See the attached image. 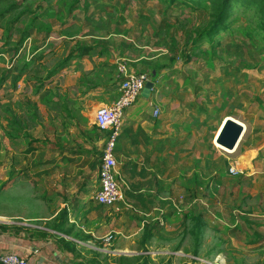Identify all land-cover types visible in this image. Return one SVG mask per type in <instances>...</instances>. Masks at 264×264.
<instances>
[{
  "label": "rangeland",
  "instance_id": "rangeland-1",
  "mask_svg": "<svg viewBox=\"0 0 264 264\" xmlns=\"http://www.w3.org/2000/svg\"><path fill=\"white\" fill-rule=\"evenodd\" d=\"M10 1L7 0V3ZM13 1L16 3V13L21 10L33 11L27 14V18L37 14L38 22L51 29L47 33L36 30V26L29 28L28 37L16 46L17 49L29 42H44L49 53H59L65 47L67 52L77 41L86 44L97 41L98 45L94 47H101L99 50L103 49L109 53L108 56L130 60L139 58L135 63L127 62L130 70L145 71L153 65H163L154 83V97L160 107L172 112L169 119L183 123L178 134L183 139L181 167L186 170L190 168L186 171L190 177L182 180L179 194L181 206L177 207L179 214L165 220V234L170 236V240L164 241L160 247L164 248L165 253L150 256L154 259L150 264H264V179H260L264 177L249 179L243 175L237 176L240 174L238 170L229 171V166L225 165L226 152L216 142L218 148L213 143L221 118L225 112L231 111L229 106L234 108L231 113L239 118L247 131L249 121L264 120V41L257 25L255 8H244L241 5L243 0L231 1L225 21L228 22L226 30H217L209 38L203 37L195 42V39L191 41L194 36L187 31L208 25L212 17L210 10L201 8V5L207 6L208 2H201L199 6L194 2L183 3L179 0H78L71 4L74 8L68 12L72 0ZM38 4L42 5L40 9L37 8ZM9 15L11 19L12 14ZM27 18L24 15L16 24L9 22L10 43L19 38L16 29L24 27ZM4 35L0 28V48L5 42ZM16 53L11 51L4 53L6 58L0 57V79L7 60ZM42 63L35 69L40 76L46 74ZM243 75L249 80H242ZM255 82L262 86L256 88ZM54 92L57 97L62 94L61 89ZM1 94L0 87V99ZM5 97L13 103L11 92ZM85 98L83 103L93 101L98 96L90 94ZM188 101L194 102L195 108L188 106ZM174 111L180 114L177 116ZM44 115V112H40V116ZM224 121L225 118L221 125ZM1 122L0 185L4 168H27L29 165L44 168L46 164L44 151L40 147L35 149V157L17 156V153H24L25 145L1 139ZM14 156H17L15 160ZM9 157L11 159L7 160ZM196 173H201L204 178L197 199L191 203L186 185H194ZM32 180L37 181L35 184L38 185L33 184ZM32 180H28L27 185L17 182V191L14 188L6 193L0 191V214L43 213L40 203L46 198L45 174L39 173ZM31 185H35L33 189L36 194H33L40 203L29 196ZM190 205L194 206L195 213L201 214L202 232L198 244L189 231L192 222L187 220L185 226L182 224L183 214ZM131 212L136 213L128 208L121 210L119 215H131ZM254 231H260L263 237L252 243L256 238ZM178 242V250L173 251Z\"/></svg>",
  "mask_w": 264,
  "mask_h": 264
},
{
  "label": "crops",
  "instance_id": "crops-1",
  "mask_svg": "<svg viewBox=\"0 0 264 264\" xmlns=\"http://www.w3.org/2000/svg\"><path fill=\"white\" fill-rule=\"evenodd\" d=\"M19 49L15 60L12 55L7 60L5 69L3 68L0 87L4 97L1 94L0 103L17 107L16 112L19 113L20 108L16 104L29 100L36 104L39 114L45 113L41 116L45 130L37 125L29 130V138L18 137L14 141L25 145L24 153H17V156L35 157V149L40 147L44 151L43 159L46 164L44 168L30 165L27 168H4L0 191L6 193L12 188L17 191V182L27 185L28 180L43 173L46 198L40 203L33 194H36L33 188L38 185L35 184L37 181L32 180L35 185H31L32 192L29 196L38 200L40 209H44L43 213L39 214V211L32 214H0V224L11 226L7 232L0 231V251L16 252L26 258L29 264H138L142 259L130 263L129 260H120L119 257L130 258L139 255H147V263L150 264L154 261L150 256L165 253L164 248H160L165 240L152 237L144 245L147 251H143L139 244L143 224L158 218L165 234V220L171 219L173 215L164 218L160 214L170 206H181L179 194L182 190V180H188V176L190 177L186 172L190 168L187 167L186 170L181 167L183 139L178 134L180 128H183V123L177 119H169L172 112H167L165 107L158 105L154 97V87L148 98L139 95L125 110L121 131L114 147L122 198L114 206H103L94 199V195L98 190L97 172L104 131L95 125L94 114L100 106L117 98L119 77L116 73V63L125 58L108 56L109 53L103 49L93 47L89 54L82 57L73 56L67 62L59 64L67 56L69 49L67 52L62 48L59 53H49L44 42H29ZM61 53H65V56H58ZM0 57L6 58L4 53H1ZM32 60L33 63L25 67L24 62ZM125 60L135 63L139 58ZM11 62L12 66H9ZM40 62H43L42 65L46 68V74L43 76L35 72ZM109 65L113 68L107 67ZM55 67L57 70L48 76V71ZM83 73L97 84L91 88L86 84L79 85L78 80ZM244 79L249 80V77L243 75L242 80ZM38 84L40 88L37 90ZM254 85H257L256 88L262 86L256 82ZM55 89H61L62 94L60 98L55 96L52 100L59 101V105L66 101L68 107L73 109L71 118L67 117L65 112L56 114L53 110L49 111L41 102L50 92L54 93ZM10 92L13 103L5 97L6 94L10 95ZM90 94L98 98L83 103L86 101L85 97ZM225 104L227 105V102ZM187 105L191 108L195 106L194 102L189 101ZM156 108L158 114L155 116L153 111ZM228 108L231 111L225 112L215 135H218L224 118L226 120L227 117H233L241 122L231 113L234 108ZM196 110L199 111V108ZM174 113L177 116L180 114L179 111ZM0 120L3 121L2 127H5L6 122L2 118ZM53 123L58 129L56 134L51 130ZM242 125L244 130L234 150H227L220 145L221 150L227 154L225 165L229 166V171H239L237 176L243 175L249 179L264 177V120L249 121L248 131L243 123ZM37 133L38 135H35ZM2 135L1 139L10 141L3 133ZM17 156H14V160ZM199 175L202 176L201 173L195 174L194 182ZM260 179L263 181L264 178ZM187 184L188 191L194 188V185ZM128 208L136 213L119 215L121 210ZM61 211H65L63 217L59 215ZM12 227L21 230L15 234ZM42 233L45 237L39 236ZM107 235H111L112 239L104 247L103 239ZM253 235L256 238L252 243L263 237L260 231H254ZM60 240L69 242V246L75 248V253L61 248L58 245Z\"/></svg>",
  "mask_w": 264,
  "mask_h": 264
},
{
  "label": "trees",
  "instance_id": "trees-1",
  "mask_svg": "<svg viewBox=\"0 0 264 264\" xmlns=\"http://www.w3.org/2000/svg\"><path fill=\"white\" fill-rule=\"evenodd\" d=\"M78 0H72L70 3V8L68 12L74 8V5ZM176 0H173L175 2ZM180 2H194L198 4L199 6L201 5V2H208V5L204 7V5H201V8L209 9L210 14H211V20L208 21V25L205 28H198L197 30H191L189 29L187 32L192 34L194 37H192L191 41L197 42L203 37H210L211 34L216 32L217 30H226L228 26V22H225L228 17V11L230 10V2L233 0H179ZM241 5H243L244 8H255L256 14L258 17V27H259V32L262 33V40L264 41V0H243ZM16 7V3L12 0L9 3H7V0H0V28L4 31L5 33V42L3 43L2 47L0 48V54L1 53H10L11 51H18L19 48L17 49L16 46L21 45L23 41L28 37V30L31 27L35 26L37 27L36 30L38 31H43L49 33L51 31L50 27L46 24L38 22L37 14L34 16L27 18V14L29 13H34L33 11L30 10H21L19 12H15L14 9ZM42 7L41 4H38L37 8L40 9ZM12 14V18H10ZM36 13V12H35ZM27 18L26 25L21 28H17L16 31L19 33V38L15 40L14 42L10 43V33H11V26L9 22H12L13 24H16L19 22L23 16ZM9 17V18H8ZM13 29V27H12ZM10 32V33H9ZM65 34H68V36H72L70 32L64 31ZM251 33V32H250ZM204 35V36H203ZM196 37V38H195ZM95 43H98L97 41H94ZM93 45L82 43V42H75V45L69 47V52L67 56L64 58V60L60 61L59 64L62 62H67L70 57H82L84 55L89 54V52L93 49ZM17 49V50H16ZM67 50V48L65 47ZM14 57V56H13ZM33 63L32 61L24 62L25 67L31 65ZM106 67V66H102ZM109 68H113L112 65L107 66ZM163 67V65H153L150 67L149 70H145L149 73L150 79L155 83L156 76L158 74V70H160ZM57 70V67H55L53 70L48 71V76L53 73L54 71ZM37 72V71H35ZM3 79V76H2ZM79 85L84 86L85 84L87 87L91 88L94 87L95 84L94 81L89 80L87 78L86 74H82L79 77L78 80ZM40 88V84L37 85L36 89L38 90ZM56 96V93L50 92L48 95H46L42 99V103L47 107V109L53 110L56 112V114H61L62 112H65L67 117L71 118L73 116V109L68 107V103L66 101H63L62 104L59 105V101H53V97ZM60 98V96H59ZM20 108V112H16L17 107H12L8 103H0V118H2L6 122V126L2 127L3 134L6 136L9 140H14L15 138L18 137H23V138H29V130L34 128L37 125H40L43 130H45V124L43 119L41 118L40 114L38 113L37 106L34 102H30L29 100L23 101V103L16 104ZM56 116L54 117V119ZM52 132L56 134L58 132L56 124L53 123V127L51 128ZM103 131V130H102ZM104 131V135H105ZM54 145V141H52ZM223 163H221L222 167ZM221 170V169H220ZM203 180V176H197L194 184V188H192L189 191V196L191 203L195 199H197L198 194L200 193V183ZM206 187V186H205ZM209 195V194H208ZM194 206L190 205L189 209L187 210L186 213L183 214V219H182V224L185 226V221L190 220L192 222L191 226L189 227L190 233L193 235L194 240L196 241V244H198L200 240V235L202 232L201 228V214L200 213H195L194 212ZM65 214V211L60 212V216L63 217ZM174 214H179V211L177 207H168L165 208L163 213L160 214L161 217L167 218L171 215ZM232 221V219H230ZM8 228H11L9 225L5 224H0V231L1 232H7ZM12 229L15 231V234L19 232L21 229H17L15 227H12ZM40 237H45V234L42 233L39 235ZM156 237L158 239H163L165 241L170 240V236L164 234L162 232V226L158 220H154L151 223H144L143 228H142V233L140 237V248L143 251H147L144 245L150 240V238ZM32 239H34L31 236ZM58 245L61 248H64L66 250H69L72 254L75 253V248L72 246H69V242H66L65 240H60ZM180 245V242L177 243L176 246H174L173 251L178 250V247ZM197 245L196 248L193 250L194 253H196ZM120 260H129L130 263H135L138 262L139 259H142V261L138 264H148L147 263V255H139V256H133L130 258L127 257H119ZM131 259V260H130ZM95 264V263H92Z\"/></svg>",
  "mask_w": 264,
  "mask_h": 264
},
{
  "label": "built area",
  "instance_id": "built-area-1",
  "mask_svg": "<svg viewBox=\"0 0 264 264\" xmlns=\"http://www.w3.org/2000/svg\"><path fill=\"white\" fill-rule=\"evenodd\" d=\"M17 51L13 60L18 56ZM125 59L117 63L118 96L109 104L100 106L94 114V123L105 131L100 163L97 172L98 190L94 199L101 205L111 207L122 198L121 186L118 181L117 161L114 156V147L120 134L125 110L130 107L141 94L144 84L150 79L147 71H132ZM12 63V62H11ZM156 116L158 109L153 111ZM112 239L107 235L104 239L106 247ZM0 264H29L28 260L16 252H1Z\"/></svg>",
  "mask_w": 264,
  "mask_h": 264
},
{
  "label": "water",
  "instance_id": "water-1",
  "mask_svg": "<svg viewBox=\"0 0 264 264\" xmlns=\"http://www.w3.org/2000/svg\"><path fill=\"white\" fill-rule=\"evenodd\" d=\"M153 87L154 82L152 80H148L141 90V96L148 98ZM243 130L244 127L241 122L233 117H227L222 124L215 142L227 150H234L243 133Z\"/></svg>",
  "mask_w": 264,
  "mask_h": 264
}]
</instances>
